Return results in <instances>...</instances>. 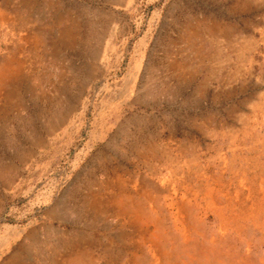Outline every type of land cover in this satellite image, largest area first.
I'll return each mask as SVG.
<instances>
[{
	"label": "rangeland",
	"instance_id": "374dc122",
	"mask_svg": "<svg viewBox=\"0 0 264 264\" xmlns=\"http://www.w3.org/2000/svg\"><path fill=\"white\" fill-rule=\"evenodd\" d=\"M0 251L264 264V0H0Z\"/></svg>",
	"mask_w": 264,
	"mask_h": 264
},
{
	"label": "bare ground",
	"instance_id": "6f19581e",
	"mask_svg": "<svg viewBox=\"0 0 264 264\" xmlns=\"http://www.w3.org/2000/svg\"><path fill=\"white\" fill-rule=\"evenodd\" d=\"M133 75V76H132ZM131 76H132V80L130 81V83H133L134 81H135V78H136V74L135 73H133V74H131ZM130 87H132L131 86V84H130ZM259 106V105H258ZM256 109V108H255ZM247 193V192H246ZM248 195V194H247ZM252 195V194H251ZM254 195H256V194H254ZM240 198V197H239ZM246 199V198H245ZM249 204V203H248ZM1 252V251H0Z\"/></svg>",
	"mask_w": 264,
	"mask_h": 264
}]
</instances>
